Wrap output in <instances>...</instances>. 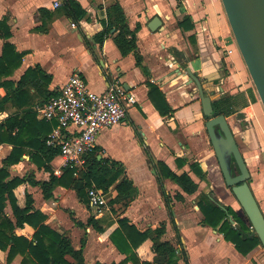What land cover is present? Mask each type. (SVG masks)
Masks as SVG:
<instances>
[{
	"label": "crops",
	"instance_id": "crops-1",
	"mask_svg": "<svg viewBox=\"0 0 264 264\" xmlns=\"http://www.w3.org/2000/svg\"><path fill=\"white\" fill-rule=\"evenodd\" d=\"M76 1L86 11L77 22L66 14L64 0H0V20L6 19L11 31L10 38L0 37V57L7 41L13 43L17 51L25 52L22 64L12 75L2 78L14 84L0 86V124L10 116L22 117L27 110L36 112L31 127L34 145H18L22 156L19 162L8 167L10 178L26 177L31 181L16 189L19 200L28 189L35 208L47 215V224L70 237L76 249H80L85 240V264H120L127 258L110 237L122 218L129 219L141 231L165 223L162 238L177 248L180 264H185L186 257L189 264H264L262 244L243 255L217 228L205 222L198 206L200 194L210 191L215 192L224 206L235 204L236 198L220 175L205 127L207 118L198 86L190 81L188 69L200 77L205 93L214 100L225 93L244 92L248 96L252 91L254 94L256 100H249V105L242 109L251 124V129L242 134L247 147L246 152H242L245 158L254 156L247 162L252 174L249 183L264 212V174H259L264 173V109L222 0ZM115 2L123 6L131 29L138 26L137 45L143 56L142 66L136 64L134 53L121 54L114 41L115 29L103 43L97 40V35L107 27V8ZM156 17L161 23L157 29H152L150 25ZM185 17L190 20L185 21ZM37 66L51 75L48 89L53 95L73 73H79L97 93L104 92L111 81L119 80L136 96L137 102L123 121L99 132L93 151L99 159L119 162L124 173L133 180L137 193L127 207L108 204L106 210L97 214L79 197L71 180L62 177L63 158L56 155L48 161L37 150V136L50 134L57 121H47L38 114L37 108L44 104L43 97L33 86L28 88V97L15 94L22 76ZM162 96L171 108L165 115L157 108L159 104L163 106ZM27 140L28 137H24L23 141ZM145 147L149 149L148 154ZM13 148L11 143H0V168ZM257 157L259 159L255 160ZM87 160L80 176L90 166ZM160 161L177 174L188 173L198 184L195 192L187 193L172 179L163 178V188L171 199L170 208L158 180L162 175ZM51 173L62 182L53 186L52 197L47 199L41 185L34 183L49 181ZM121 178L106 192L110 199L116 196L115 186ZM86 182L85 179L80 181L81 184ZM93 186L97 187L94 182ZM238 212L251 227L244 211ZM5 214L15 220L9 201ZM91 216L100 220L104 233L88 224ZM15 233L32 239L35 228L25 224L23 228H16ZM151 244L147 240L139 247L141 259H153ZM7 256L8 252L0 248V264H9ZM22 259L18 254L10 264H21ZM126 264L134 263L128 260Z\"/></svg>",
	"mask_w": 264,
	"mask_h": 264
},
{
	"label": "trees",
	"instance_id": "trees-1",
	"mask_svg": "<svg viewBox=\"0 0 264 264\" xmlns=\"http://www.w3.org/2000/svg\"><path fill=\"white\" fill-rule=\"evenodd\" d=\"M63 5L66 14L75 22L86 14L84 8L76 0H64ZM44 11L49 13L48 10L41 9V12ZM107 17V27L97 35L98 42L103 43L111 30L115 29L114 41L121 54L127 56L130 53H134L136 64L142 66L143 56L138 52L137 45L138 26L135 29H131L128 24L127 14L119 2L108 6ZM184 20L189 21L190 17H185ZM10 36L11 31L7 20H0V37L8 39ZM24 55L25 52L17 51L13 43L5 42L3 54L0 57V86L14 84L12 81H2V78L12 75L15 69L22 64ZM145 71L148 74L146 68ZM51 80V75L47 74L40 66L30 68L19 80L18 90L15 94L16 96L23 95L28 97V88L33 86L38 90L40 96L43 97V103H45L53 95V91L48 89ZM248 94L247 96L244 92L237 94L225 93L213 102L214 115L224 114L228 118L239 114L240 110L248 106L250 101L254 102L256 100L252 91H249ZM162 97L163 106L161 104L156 106L161 114L165 115L171 111V108L165 97ZM35 117L36 112L33 113L31 110H27L22 117L17 115L10 116L4 123L0 124V143L8 142L14 145L11 154L4 161V166L0 168V248L8 252L7 262L9 264L18 254L23 256L21 264H85L83 252L85 240H82V247L76 249L70 237L57 232L46 223L47 215L35 208L33 196L28 192V189L24 190L21 198L22 203L19 200V196L15 192L16 189L21 185L30 183V179L18 176L10 178L8 167L19 162L23 152L18 145H34V134L31 127L32 118ZM15 130H17L16 133H14ZM49 130L52 131L53 128ZM48 134L49 132H46L37 136V150L48 161H51L54 156L60 155V147L47 144ZM24 137H28V140L23 141ZM145 150L148 154L149 149L145 147ZM93 154L91 152L87 156V163L90 162V166L87 171L82 172V176H80L81 171L78 175H74V170L65 168L62 177L69 178L73 186H76L79 197L89 204L87 188H91L93 182L98 188L107 192L122 176L115 186L117 194L110 199L109 204H119L121 208L127 207L137 193L133 180L124 173V169L119 162L99 159L97 155ZM89 157L92 158L90 159ZM159 166L162 175L158 177V180L169 208L171 199L163 188V178L172 179L187 193H193L197 190L198 184L188 173L177 174L163 161L159 162ZM219 171L221 172L220 168ZM82 179L87 180L86 184L80 183ZM59 182H62V179L51 173L49 181H35L34 184H40L45 197L49 199L52 197L53 186ZM7 201L12 206L14 221L5 214ZM198 206L205 216V222L213 228H217L223 234L225 240L231 241L243 255H247L257 245L262 244L260 238L257 235H252L251 227L241 218L238 212L241 205L238 201L233 205L224 206L215 193L210 191L200 194ZM229 216H232L234 221L240 225V229L231 223ZM118 223V227L111 232L110 237L119 250L127 254V258L120 264H126L128 260H131L134 264H180L177 248L170 241L162 238L166 232L165 223H160L157 227L149 228L145 231L139 230L127 218L120 219ZM25 224L35 228L32 239L15 233L16 228H23ZM79 224L84 226L82 223ZM88 224L99 232H105L100 220L95 216L89 218ZM147 240L152 243L153 259L151 261L141 259L138 253L139 247ZM184 260L185 264H189L187 257Z\"/></svg>",
	"mask_w": 264,
	"mask_h": 264
},
{
	"label": "water",
	"instance_id": "water-1",
	"mask_svg": "<svg viewBox=\"0 0 264 264\" xmlns=\"http://www.w3.org/2000/svg\"><path fill=\"white\" fill-rule=\"evenodd\" d=\"M238 48L252 78L257 95L264 109V0H222ZM161 19L156 17L150 27L157 29ZM190 81L198 86L205 127L213 146L217 163L226 186L231 188L241 209L264 246V212L250 186L252 174L234 131L224 114L214 115L213 102L200 77L188 69ZM127 88V86L125 85ZM236 164V166H234ZM236 172V173H235ZM232 224H236L229 216Z\"/></svg>",
	"mask_w": 264,
	"mask_h": 264
},
{
	"label": "built area",
	"instance_id": "built-area-1",
	"mask_svg": "<svg viewBox=\"0 0 264 264\" xmlns=\"http://www.w3.org/2000/svg\"><path fill=\"white\" fill-rule=\"evenodd\" d=\"M59 5L57 2L56 6ZM136 102L133 92L119 80L111 81L104 92L97 93L89 88L84 77L73 73L37 112L47 121H57L47 144L59 146L63 166L78 175L87 156L94 151L99 132L123 121ZM88 197L97 214L110 201L107 193L95 186L88 189Z\"/></svg>",
	"mask_w": 264,
	"mask_h": 264
},
{
	"label": "rangeland",
	"instance_id": "rangeland-1",
	"mask_svg": "<svg viewBox=\"0 0 264 264\" xmlns=\"http://www.w3.org/2000/svg\"><path fill=\"white\" fill-rule=\"evenodd\" d=\"M242 115V116H241ZM244 115V116H243ZM228 120H229V123L234 131V134L237 138V141L239 143V145L241 146V149L242 151H244V153L246 152L247 150V147H246V141L242 138V134L244 132H247L249 129H251V124L249 123V120L247 119L246 115L244 114V112L242 111V109L240 110L239 114H236V115H233V116H230L228 117ZM246 127V128H245ZM249 135V133L247 134ZM247 139V138H246ZM258 157H259V154H257ZM247 158V162H250V160H253L254 159V156L253 155H247L246 156ZM255 158V160H258L259 158ZM260 161V160H259ZM262 162L260 161L259 164H261ZM217 166L219 167V164L217 163ZM220 168V167H219ZM261 175H263L264 173H259ZM222 175V174H220ZM222 177V176H221ZM222 179V178H221ZM225 183V182H224ZM226 185V184H225ZM231 189V188H230ZM215 193V192H214ZM216 195V194H215ZM217 196V195H216ZM237 202V200L235 201ZM239 207V206H238ZM107 207H104L103 208V211L106 210ZM241 208H239L240 210Z\"/></svg>",
	"mask_w": 264,
	"mask_h": 264
},
{
	"label": "flooded vegetation",
	"instance_id": "flooded-vegetation-1",
	"mask_svg": "<svg viewBox=\"0 0 264 264\" xmlns=\"http://www.w3.org/2000/svg\"><path fill=\"white\" fill-rule=\"evenodd\" d=\"M234 166H236V164H234ZM236 173V172H235Z\"/></svg>",
	"mask_w": 264,
	"mask_h": 264
}]
</instances>
